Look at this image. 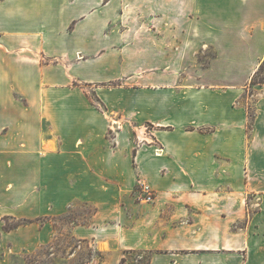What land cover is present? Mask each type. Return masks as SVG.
Instances as JSON below:
<instances>
[{
	"label": "crops",
	"instance_id": "obj_1",
	"mask_svg": "<svg viewBox=\"0 0 264 264\" xmlns=\"http://www.w3.org/2000/svg\"><path fill=\"white\" fill-rule=\"evenodd\" d=\"M263 61L264 0H0V167L23 157L99 206L72 230L93 241L85 264H264V84L244 102Z\"/></svg>",
	"mask_w": 264,
	"mask_h": 264
},
{
	"label": "rangeland",
	"instance_id": "obj_2",
	"mask_svg": "<svg viewBox=\"0 0 264 264\" xmlns=\"http://www.w3.org/2000/svg\"><path fill=\"white\" fill-rule=\"evenodd\" d=\"M196 55L193 65L206 69L210 59L215 56V51L205 46L202 50L198 49ZM176 67L179 69L178 64ZM262 81H264V61L249 84L251 89L248 94L251 95L252 100L246 98L245 103L249 102L251 106L255 99L252 96V88L257 84L252 82ZM88 94L92 101L103 110L94 93L88 92ZM249 113L252 121L254 116L252 107ZM143 127H145L143 133L135 131L138 147L150 143L148 141L150 127L147 125ZM114 135V128H111L108 134L111 142H114ZM10 161L18 162L20 165L14 169H10V166L6 169L0 167V264H85L91 260L93 241L78 240L73 236L72 230L76 225L92 226L100 223L94 219L99 206L88 200L81 191H52L47 186L54 176L45 169L39 173L33 165L26 167L23 163L27 161L23 157L16 160L13 158ZM91 180L101 182L107 187L100 194L102 199L108 198V203L102 202L103 208L109 213L108 220H114L116 214L119 215L120 209L114 204L115 192L112 191L111 184L108 182L110 180L106 178L99 181L94 176ZM137 181L133 197L136 202H140L142 199L139 198L140 188ZM65 183L66 181L62 182V184ZM253 194L255 193H251L248 197L253 198ZM96 195L99 194L96 192ZM111 198L113 199L110 203ZM143 203L150 204L145 201ZM55 211L56 214H54ZM5 228L11 229L7 231ZM123 254L124 259L118 264H147L152 255L148 251H125ZM96 257L100 260V264H109L111 259L107 254L102 253Z\"/></svg>",
	"mask_w": 264,
	"mask_h": 264
},
{
	"label": "built area",
	"instance_id": "obj_3",
	"mask_svg": "<svg viewBox=\"0 0 264 264\" xmlns=\"http://www.w3.org/2000/svg\"><path fill=\"white\" fill-rule=\"evenodd\" d=\"M137 183L140 188L138 191L140 198L147 203H153L157 197L156 191L143 178H139Z\"/></svg>",
	"mask_w": 264,
	"mask_h": 264
},
{
	"label": "trees",
	"instance_id": "obj_4",
	"mask_svg": "<svg viewBox=\"0 0 264 264\" xmlns=\"http://www.w3.org/2000/svg\"><path fill=\"white\" fill-rule=\"evenodd\" d=\"M252 84H264V81H262V82H259V83H253L252 82ZM7 231H9L11 228H5Z\"/></svg>",
	"mask_w": 264,
	"mask_h": 264
}]
</instances>
